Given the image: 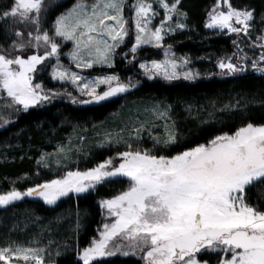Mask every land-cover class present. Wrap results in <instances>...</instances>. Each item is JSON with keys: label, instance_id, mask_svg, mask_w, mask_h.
Here are the masks:
<instances>
[{"label": "snow or ice", "instance_id": "snow-or-ice-1", "mask_svg": "<svg viewBox=\"0 0 264 264\" xmlns=\"http://www.w3.org/2000/svg\"><path fill=\"white\" fill-rule=\"evenodd\" d=\"M124 2L98 0L90 10L88 5L79 3L56 18L52 29L54 35H49L40 28L44 0H12L11 6L0 12V20L12 19L14 23L31 25L34 30L28 31L27 39L23 32L14 31L18 40L12 43L11 50L19 54L0 52V98L9 101L5 107L19 106L16 111H27L60 95L33 82L35 74L46 67L52 68L53 80L70 82L81 96L88 97L78 100L71 93H64L73 104L99 103L134 87L131 83L121 82L116 75L88 80L70 71L59 63L61 45L56 39L75 43L70 56L77 68H91L93 63L111 67V55L128 35L127 20L123 16ZM224 2L228 10L214 8L208 14L210 19L206 27L247 35L253 10L235 9L228 0ZM158 3L166 13V21H171L174 15L186 17V13L179 12L180 0L171 4L167 0H158ZM131 8L136 35L130 51L135 54L144 44L162 47L166 21L150 30L149 25L157 15L152 4L137 0ZM177 27L182 29L185 25L180 23ZM259 47L264 48V43ZM29 48L36 51L25 58L23 53ZM41 48L43 54H40ZM85 50L94 59H84L81 54ZM52 57L57 63L46 65L45 61ZM248 59L246 54L239 56L236 63L231 58L221 59L218 61L221 75L246 71ZM187 63V59H181L179 64L175 59H166L139 66L149 79L161 76L172 81L181 75L186 80L195 79L198 73L176 71ZM262 63L264 52L258 60L252 61V68L264 73ZM100 85L106 86L102 92L98 91ZM159 115L164 117L166 113ZM142 129L143 126L134 129L135 140L142 139ZM149 135L154 145L162 144L165 148L177 141L174 128L169 130L167 126L163 140ZM125 146V151L94 168L68 171L60 178L26 191L13 188L0 194V206L33 196L41 198L47 205H56L69 193H85L101 183L125 179L126 190L101 201L107 215L115 219L103 225L99 239H94L82 254L78 253L83 264H93V261L118 254L137 253L142 254L145 264H208L203 259L206 253L217 254V264H264V125L248 122L232 133L215 135L207 143L172 156L134 148L130 141H125ZM59 151L63 152V149ZM44 159L42 156L38 163H43ZM250 191H256L257 199L253 202H249ZM42 251L19 246L0 248V261L4 264H13L14 260L44 264L39 255Z\"/></svg>", "mask_w": 264, "mask_h": 264}, {"label": "trees", "instance_id": "trees-1", "mask_svg": "<svg viewBox=\"0 0 264 264\" xmlns=\"http://www.w3.org/2000/svg\"><path fill=\"white\" fill-rule=\"evenodd\" d=\"M182 2L187 13L185 29L167 35L162 41V47L151 46L139 50L133 54L138 59H133L132 62H123L116 58L115 67L112 68V71L129 75L138 70L139 59L158 58L161 49H170L198 60L212 61L211 71L191 81L151 80L141 77V74L137 87L128 95L130 101L148 98L166 101L176 114H182L185 108H188L186 111L189 116L187 114L180 117L177 123V141L169 148L172 154L207 143L215 135L232 133L248 122L264 125V73L252 68L253 59L249 58L246 62V71L237 74L221 75L218 67V61L221 59L231 58L236 63L238 57L244 55L239 54V41L236 37L206 27L210 18L208 14L216 8L218 0ZM228 2L235 9L253 10L250 26L256 28L262 24L264 27V0ZM11 4L12 0H0V12L9 8ZM62 6L60 3L54 4L45 12L44 27L59 15ZM9 22L10 19L0 20V47L7 48L15 40ZM245 37L246 43L250 44L251 36L248 34ZM261 66L264 67V63ZM123 104L121 97L87 106H77L59 100L20 112L14 118V122L0 127V192H7L13 188L25 190L53 178L54 175L39 171L37 167V159L41 152L49 149L54 141L62 140L74 127L90 128ZM208 105L211 108L215 106L214 110L219 108L223 111L216 113L213 119L204 123L194 120L193 116L205 114L204 109H207ZM104 154L98 152L91 157L92 159H88V162L102 160L100 157ZM117 183L116 180L103 183L84 195L61 199L54 206L27 198L9 207H0V248L22 242L29 244L38 241L44 245L52 241V250L61 247L65 253L55 262L44 264H83L77 259L78 253L96 238L101 225L99 201L117 193ZM122 187L121 183V190ZM256 191L249 192V202L257 199ZM93 264L145 263L131 256L117 255L94 261Z\"/></svg>", "mask_w": 264, "mask_h": 264}, {"label": "rangeland", "instance_id": "rangeland-1", "mask_svg": "<svg viewBox=\"0 0 264 264\" xmlns=\"http://www.w3.org/2000/svg\"><path fill=\"white\" fill-rule=\"evenodd\" d=\"M98 0H44L45 7L42 9L41 13V21H40V28L41 31H48L49 35H54L53 33V25L57 17H59L62 14H65L69 10H71L73 7H75L79 3H84L89 6V10L92 4L97 3ZM137 2V0H125L124 2V9H123V16L125 20H127V28H128V35L125 37L123 43L119 45L115 49L114 54L111 55V63L112 66L109 67L107 64H99V63H93V66L91 68H77L75 66V63L72 61L70 53L75 49V43L73 41H64L61 38H56L57 43H59L60 50H59V63L63 65L64 67H67L70 69L72 72H76L79 75L87 78L88 80H92L95 77H103V76H112L116 75L120 78L121 82L124 83H131L134 85V87H130L129 90L125 93L118 94L115 97L111 98H116V97H121L123 98L124 104L117 109L115 112L110 113L105 119H103L101 122L95 124L94 126L87 128L85 126H76L74 127L70 133H68L66 136L63 137L62 140L60 141H54L50 146L49 149H44L41 154L39 155L37 159V167L39 171H44L48 172L50 175H54L53 178H51L48 181H51L52 179H57L60 178L62 175H64L68 171H85L91 168H94L98 166L99 164L103 163L109 158L116 157L119 152H123L126 150L125 146V141H130L133 144L134 148H141V149H151L154 154L156 155H165V156H172L175 154H172L169 151V148L171 145H169L167 148L163 147L162 144L159 145H154L153 139L150 138L151 136L159 137L161 140L165 138V129L166 126L168 127L169 130H172L174 128V131L176 133V136H178L177 132V123L179 122V118L183 116H187L188 112L186 111L185 108L184 112L182 114H176L174 113L173 107L167 103L166 101H160L155 98H148L144 100H134L130 101V98L128 97L129 94H131L134 89L137 87L139 83V75L142 74L141 77H145L149 79L148 75L144 73V70L140 68L141 63H147L151 64L152 61H164L166 59H175L177 63L179 64L181 59H187L188 63L186 65H181L176 69V71L180 74L184 72H192V73H198L196 78H199L200 76H203L207 72L211 71L212 69V64L210 59H201L198 60L194 57H191L189 55H183V54H178L177 52H174L170 49L162 50L160 56L158 58L154 59H149V58H142L139 59L138 61V70H134L131 74L129 75H123L120 72L117 71H112V68L115 67V59L118 58L122 60L123 62H132L133 61V53L130 51L132 46L135 43V35H136V30L134 27V22H133V11L131 6L134 5ZM147 3H151L153 6L154 11L157 13V15L153 18L151 24L149 25L150 30H155L156 27H158L161 23V21H166V13L165 11L159 6L158 0H146ZM169 4L173 3L174 0H167ZM63 4L62 6V11L59 13V15L52 21L50 22L47 27H44L43 25V16L45 12L50 9L54 4ZM229 3V2H228ZM183 2L180 0V4L178 5L179 12L181 13H186V11L183 9L182 6ZM219 4V7L217 8V5ZM216 5L217 11H227L228 6L227 3L224 2V0H218ZM210 19V18H209ZM186 21H187V13L186 17L180 16V15H174L173 19L171 21H166L165 22V32H164V38L172 34L178 30H183L186 28ZM209 22V20H208ZM10 26L11 29L14 33V31H20L24 33V39H27V33L30 30H34L33 26L31 25H25L23 23H14L12 19H10ZM109 23H112L109 21ZM184 24V28H178L177 24ZM239 27V25H234ZM171 29V31H169ZM214 31H218L219 33L227 34V35H233L236 37L239 41L238 45V51L240 53H244L248 55V58H252L253 60H258L259 56L261 55L262 52H264V48L259 47L261 43H264V39H261L264 37V27L261 24L258 27L250 26L248 34L251 36L250 39V44L246 43V40H244L247 35H244L243 33H240L239 35L236 33L229 32L227 29L225 30H220V29H211ZM15 40L17 41L18 38L15 36ZM13 41V42H14ZM12 42V43H13ZM11 43V45H12ZM11 45L7 48L0 47V52H4L5 54L9 55H16L19 53H14L11 50ZM155 47L151 44H144L140 48H138L137 52L141 49H144L146 47ZM240 49L243 51L241 52ZM35 49L29 48L26 49L23 55L25 58H27L28 55L34 54ZM44 49H40V54H43ZM168 53V56L165 54ZM82 57L84 59H94L93 57H90L88 55V52L85 50L82 52ZM131 57V58H130ZM138 59L137 56H135V60ZM57 63V60L55 57L50 58L49 61H45V64L48 65H55ZM43 66H38V68H41ZM51 72L52 68L51 67H46L43 68L42 71H38L35 76H34V83H39L43 86L45 90H52L54 92H59L61 93L58 96H55L52 98L50 101H68L72 103L71 99L69 98L68 95H65L64 93H71L73 97H76L78 100H85L88 99L86 96H81L79 92L76 90L75 86H73L70 82H62V81H57L53 80L51 78ZM44 78H41L43 77ZM195 78V79H196ZM41 79V80H40ZM160 79L163 81L167 82H177V81H191V80H186L183 78L181 75V78L168 81L162 78L161 76H156L155 78L151 80H156ZM104 85H100L98 88V91H103L105 90ZM109 98V99H111ZM108 100V99H107ZM107 100L101 101L99 103H103ZM9 101L3 98H0V127L4 126L5 124L12 123L15 121V117L20 113V112H26V111H16V107H5V105ZM47 102H43L39 105H36L34 107H39L43 106ZM73 104V103H72ZM90 104H83V103H76L74 105L77 106H87L91 105ZM93 104H98L96 102H93ZM214 107L211 108L210 105H208L204 109L205 114H201L197 117H194V120L204 123L206 121H209L213 119L216 116V113H220L223 111L222 109H217ZM33 108V107H31ZM29 108V109H31ZM28 109V110H29ZM217 109V110H216ZM27 110V111H28ZM215 111L212 112L211 111ZM159 113H166L164 117H161ZM189 116V114H188ZM143 126L141 136L142 139L139 141L135 140L134 137L136 136V133L134 132V129L136 128H141ZM111 141V142H108ZM173 145V144H172ZM195 147V146H194ZM193 148V147H191ZM191 148L185 149L189 150ZM60 149H63V152L59 151ZM184 150V151H185ZM102 152L104 155H102L100 158L102 160H97L89 163L88 159L91 157L93 158L94 155L97 153ZM44 156L45 159L43 163H38V161L41 160V157ZM91 158V159H92ZM44 164H47V167L44 166ZM40 175V174H39ZM118 182L117 185V193H115L113 196L106 198V199H101L99 201V207L101 209V225L99 228V232L96 236L95 239L100 238V232L103 231V225L105 223H112L114 221V217H109L107 215V210L103 207H101V201L108 200L113 198L114 196L118 195L122 191L126 190L128 187V184L125 186V179H114L113 181ZM46 181V182H48ZM45 183V182H43ZM106 183V182H105ZM121 183L123 184V189L121 190ZM127 183V182H126ZM103 184V183H101ZM99 184V185H101ZM97 185L96 187H98ZM119 185V187H118ZM34 187V186H32ZM95 187V188H96ZM94 188V189H95ZM94 189H89L88 192L93 191ZM21 190V191H26ZM11 191V190H10ZM20 191V190H19ZM8 192V191H7ZM88 192L85 193H69L67 197H62L61 199L68 198L70 196H79V195H84ZM6 192H0V194H4ZM250 196V194H249ZM36 199L40 200L43 202V200L39 197H25V199ZM60 199V200H61ZM59 200V201H60ZM22 201V200H20ZM16 201L14 203L20 202ZM59 201L57 203H59ZM12 203V204H14ZM10 204V205H12ZM8 206H0L2 208L9 207ZM47 205V204H46ZM48 206H54V205H48ZM56 221V220H55ZM59 224V221H57ZM92 243V242H91ZM66 245V244H65ZM91 245V244H90ZM89 245V246H90ZM24 247V248H38V249H43L42 252L39 253L44 259V263H52L55 262L58 257H60L62 254L65 252L59 248H55L56 250H52V241L48 244L41 245L38 241L36 243H20L17 245H12L11 247ZM88 246V247H89ZM10 247V246H7ZM68 247V245H66ZM6 248V247H4ZM70 248V247H69ZM86 248V247H85ZM83 249L79 252V254H82ZM79 254L77 256V259H79ZM119 255V254H118ZM207 255L210 257V261H214V263H209L208 264H217V259L218 256L215 253H207ZM117 256V255H116ZM123 256V255H120ZM131 257L141 259L144 263L145 261L141 258L142 254L137 253L136 255H129ZM106 258H111V257H105ZM80 260V259H79ZM82 263L83 261L80 260ZM94 262V261H93ZM0 264H4L3 261H0ZM13 264H34L33 261H15Z\"/></svg>", "mask_w": 264, "mask_h": 264}, {"label": "flooded vegetation", "instance_id": "flooded-vegetation-1", "mask_svg": "<svg viewBox=\"0 0 264 264\" xmlns=\"http://www.w3.org/2000/svg\"><path fill=\"white\" fill-rule=\"evenodd\" d=\"M203 259L207 260L208 262L210 261V257L206 254L203 255ZM209 263H214V261H210Z\"/></svg>", "mask_w": 264, "mask_h": 264}]
</instances>
